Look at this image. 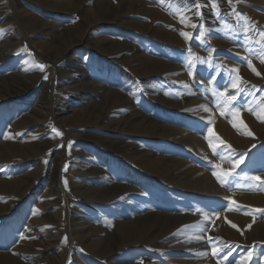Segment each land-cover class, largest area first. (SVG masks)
Listing matches in <instances>:
<instances>
[{"label": "rangeland", "instance_id": "374dc122", "mask_svg": "<svg viewBox=\"0 0 264 264\" xmlns=\"http://www.w3.org/2000/svg\"><path fill=\"white\" fill-rule=\"evenodd\" d=\"M0 29V264H264L237 197L264 195V0H0Z\"/></svg>", "mask_w": 264, "mask_h": 264}, {"label": "bare ground", "instance_id": "6f19581e", "mask_svg": "<svg viewBox=\"0 0 264 264\" xmlns=\"http://www.w3.org/2000/svg\"><path fill=\"white\" fill-rule=\"evenodd\" d=\"M105 11H106V8H105V6L102 4V3H100V6H98V8H96V10H95V13H96V15H99L100 17H103L104 16V14H105ZM185 50V49H184ZM1 54V53H0ZM184 56V55H183ZM6 59H7V57H6ZM198 59V58H197ZM203 59V58H202ZM70 64H69V66H70V68H72L71 70H72V72H74V73H78V72H87L86 71V69H83V66H80V65H74V63H72V62H69ZM82 63V62H81ZM73 64V65H72ZM86 66V65H85ZM252 67V66H251ZM86 68H88V67H86ZM93 69L94 68H91V71H89V72H87L88 73V75H91V74H93ZM255 70V69H254ZM251 72V71H250ZM253 72H255V71H253ZM256 73V72H255ZM87 75V74H86ZM256 75V74H255ZM255 75H254V77H255ZM257 76V75H256ZM85 77V76H84ZM257 78V77H256ZM260 78H262V77H260ZM247 86V85H246ZM147 87V86H146ZM148 87H151L152 88V85H150V86H148ZM28 90V89H27ZM156 90V89H155ZM23 94V93H22ZM28 95H29V93H25V96H27L28 97ZM159 96V95H158ZM162 96V95H161ZM43 98V97H42ZM157 98V97H156ZM162 98H163V96H162ZM158 99V98H157ZM165 99H167V98H165ZM154 100V99H153ZM62 101H64V99H62ZM77 102H79V100H78V98H76L75 100H73V102H70V104H69V106H71V105H74L75 103H77ZM156 102H158V100L156 101ZM161 102V101H160ZM133 103V102H132ZM155 103V102H154ZM169 104H171V103H169ZM169 104H167V105H169ZM180 104H181V102H180ZM183 104V103H182ZM195 104V103H194ZM156 105H158V104H156ZM172 106H173V104H172ZM186 107V106H185ZM257 107H259L258 105H257ZM262 107V106H261ZM263 107H264V105H263ZM174 108V107H173ZM134 109V108H133ZM159 109V108H158ZM162 109V108H161ZM260 109V108H259ZM261 110V109H260ZM162 111V110H161ZM209 113H211V112H209ZM203 114V113H202ZM260 114V113H259ZM258 114V115H259ZM161 114H160V112H157L156 113V117H153V119H151V120H149V122L147 123L148 125H151V127H157L158 126V123L157 122H155L154 120L156 119L157 120V118L160 116ZM264 116V115H263ZM145 117H148V116H145ZM264 118V117H263ZM170 120H171V122L172 123H176V121L177 120H175L174 118H170ZM235 120H237V119H235ZM144 120H142V122H143ZM152 121H154V123L153 124H150ZM261 121V120H260ZM253 122V121H252ZM262 122V121H261ZM264 122V121H263ZM143 123H146V122H143ZM165 123V122H164ZM163 124V123H162ZM225 124V123H224ZM224 124H223V122L222 121H220V120H218V119H216V120H214L213 121V125L216 127V128H218L219 130H222V131H224L226 134H228L229 135V137H230V135L232 136L231 137V139L230 140H232V143H234L233 145H235V144H239L238 143V141H240V140H242L241 138L242 137H240L241 135L238 133V131L237 130H234L232 127L231 128H228V130L226 131L225 129H227V127H225L224 126ZM235 124V123H234ZM260 124V123H259ZM147 125V126H148ZM171 125V124H170ZM229 125V124H228ZM232 125V124H231ZM161 128H162V132L163 133H165V132H168V131H170V130H181L183 133H185L188 137L187 138H185V140L183 141L184 142V144H186L187 145V148H192V150H194L196 153H199V154H208V145H210V144H212L211 142H209V143H204V141L202 142L201 140H198L200 137H194V135H191V134H188V133H190L189 131H187V129H181V128H177L176 126H168L167 124L166 125H161ZM236 128V127H235ZM257 128V127H256ZM249 129H250V127H249ZM152 130V129H151ZM239 130V129H238ZM240 131V130H239ZM251 131V130H250ZM260 131V130H259ZM243 132V131H242ZM161 133V132H160ZM218 134V133H217ZM144 137V136H143ZM228 137V136H227ZM228 137V138H229ZM245 137V136H244ZM248 138V137H247ZM250 140V139H249ZM258 140V139H257ZM252 141V140H251ZM206 142V141H205ZM245 142V141H244ZM250 142V141H249ZM146 143V142H145ZM254 143V142H253ZM118 145H120V146H118L117 148H119V150H121V151H123L124 150V145H122L120 142L118 143ZM122 145V146H121ZM146 145L148 146L149 145V143H146ZM211 146V145H210ZM215 146V145H214ZM243 146V145H242ZM127 147H129V148H135L134 146H133V144H130V145H127ZM137 147V146H136ZM139 147V146H138ZM141 147V146H140ZM139 147V148H140ZM171 147V149L173 148V146H170ZM235 147H239V146H235ZM241 147V146H240ZM152 148V149H151ZM151 148H148V150H150L151 152H152V155H149L148 157H150V158H153V157H155L156 155V159H161V158H163L161 155H160V152L161 151H163V148H162V146H151ZM141 150H142V148H141ZM173 150V149H172ZM210 150V149H209ZM146 151V150H145ZM138 152V151H137ZM141 152V151H140ZM148 152V151H147ZM134 153H136V151L134 152ZM211 154V153H210ZM170 155V154H169ZM209 155V154H208ZM164 156V155H163ZM173 156V155H172ZM168 157V156H167ZM149 158V159H150ZM147 159V158H146ZM173 159V158H172ZM215 159V158H214ZM145 161V160H144ZM152 160H147V162L148 163H152L151 162ZM173 161H175V163H178V164H183L184 163V161H183V159L181 160L180 158H178V159H174ZM208 162V161H207ZM214 164V163H213ZM166 165V164H165ZM175 165V164H174ZM199 169V168H198ZM201 169V168H200ZM107 170V169H106ZM206 174V173H205ZM204 174V175H205ZM201 175V174H200ZM209 176V175H208ZM208 176H205V177H203V178H201L200 180H199V182H198V189H196V191L198 192V193H205L210 187H211V185L209 184V185H207V183L209 182V181H207L208 180ZM213 181V180H212ZM189 186H190V184H189ZM216 186V185H215ZM194 187V185H192V189H194L193 188ZM191 188V187H190ZM216 189V188H215ZM212 190H213V188H212ZM237 197L238 198H240V199H242V200H244V201H246V202H251V203H259V204H264V195H262V194H260V195H254V194H239V195H237ZM234 216H235V214H234ZM242 217V216H241ZM234 219H236V220H240L241 218L240 217H233ZM240 218V219H239ZM224 219V218H223ZM220 220H221V218H220ZM245 221V220H244ZM247 221V220H246ZM241 223H242V221H241ZM245 224V223H244ZM174 226H175V224H174ZM226 226V225H225ZM242 226V225H241ZM240 226V227H241ZM263 225L262 224H257L256 226H255V230H256V232L258 233L259 232V230L261 229V227H262ZM243 227V226H242ZM218 228V227H217ZM226 228V227H225ZM229 228V227H228ZM228 230V229H227ZM232 230V229H231ZM234 230V229H233ZM229 232V231H228ZM236 232V231H235ZM217 234V233H216ZM233 236L235 235L233 232L231 233ZM239 234V233H238ZM249 234V233H248ZM240 235V234H239ZM238 235V236H239ZM241 237V236H240ZM245 237V236H244ZM241 238H243V237H241ZM246 238V237H245ZM248 238V237H247ZM128 239H129V236H128ZM231 239V238H230ZM232 240V239H231ZM223 241L224 242H228L227 240H224L223 239ZM239 242H241V241H239ZM246 242V241H245ZM228 243H230V242H228ZM224 245V244H223ZM227 245V244H226ZM234 246H238L239 248H240V245H238V244H235ZM154 261V260H153ZM152 264V263H151Z\"/></svg>", "mask_w": 264, "mask_h": 264}, {"label": "snow or ice", "instance_id": "6c2138e0", "mask_svg": "<svg viewBox=\"0 0 264 264\" xmlns=\"http://www.w3.org/2000/svg\"><path fill=\"white\" fill-rule=\"evenodd\" d=\"M193 3L194 4H196L197 3V0H193ZM3 29H0V34H2L3 33ZM181 35H184L185 37H187L188 36V34L187 33H181ZM261 37H264V32H260V34H259ZM197 38H199V36L197 37ZM249 66H251V65H249ZM46 78V77H45ZM231 83V87H233V88H236L237 86H238V81L237 82H230ZM224 87H228V85L226 84V85H224ZM232 99L234 100L235 99V96H233L232 97ZM242 161H237V164H239V163H241ZM256 179H259V177H257ZM215 254V253H214ZM250 255V254H249Z\"/></svg>", "mask_w": 264, "mask_h": 264}]
</instances>
